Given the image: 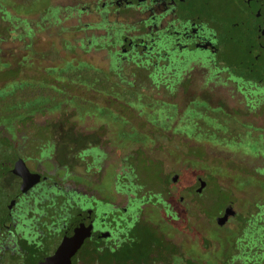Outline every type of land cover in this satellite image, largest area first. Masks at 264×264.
Wrapping results in <instances>:
<instances>
[{
  "label": "flooded vegetation",
  "instance_id": "af4514ba",
  "mask_svg": "<svg viewBox=\"0 0 264 264\" xmlns=\"http://www.w3.org/2000/svg\"><path fill=\"white\" fill-rule=\"evenodd\" d=\"M37 12L36 32L54 28L72 42L67 50L104 53L114 71H149L153 84L170 88L231 84L246 100L264 99V0H49ZM234 53L237 73L226 56ZM65 111L34 112L19 120L18 135L0 137V264H48L66 236L82 237L70 263L86 264L131 236L147 207L149 198L127 189L116 170L110 200L91 189L93 173L107 164L106 126L80 125L84 115L66 127L59 120ZM68 113L73 123L77 112ZM39 115L43 123L33 120Z\"/></svg>",
  "mask_w": 264,
  "mask_h": 264
},
{
  "label": "rangeland",
  "instance_id": "374dc122",
  "mask_svg": "<svg viewBox=\"0 0 264 264\" xmlns=\"http://www.w3.org/2000/svg\"><path fill=\"white\" fill-rule=\"evenodd\" d=\"M48 3L0 0V137L3 132L8 137L11 131L12 137L14 132L18 135L19 120L34 112L66 110L59 117L66 127L75 126L86 115L80 125L106 126L103 146L107 164L93 173L97 182H90L91 189L110 200L116 170L124 176L122 182L127 189L134 188L138 198H149L132 235L112 253L89 255L86 264H188V259L192 264L233 263L234 258L220 250L222 239L212 238L221 228L215 218L229 203L221 207L214 202L213 194L202 195L207 179H198L194 185L190 182L189 189L180 186H184L188 172L199 171L186 158L193 147L204 149V159L264 163V99L258 105L246 100L231 84L220 86L218 91L195 82L170 88L153 84L147 78L149 71L109 69L104 53L92 52L88 57L77 49L67 50L65 45L72 42L68 37L62 42L54 28L36 32L37 11L44 10ZM73 46L78 47V43ZM226 56L234 62L232 71L240 72L235 63L238 55ZM103 68L106 73L100 74ZM132 71L135 79L130 75ZM196 95L203 100H189ZM68 110L77 112L71 118L74 124L69 122L73 113ZM44 119L43 115L33 118L36 123ZM97 141L98 136L87 140ZM4 157L0 153V159ZM162 163L164 172L170 178L177 175L180 181L164 192ZM200 181L205 186L198 193ZM244 187L234 193L242 202H230L236 213L245 210L244 198L258 191L252 182ZM159 196L166 201L165 206L170 203L168 208ZM2 206L0 196V215ZM224 226H234L231 218Z\"/></svg>",
  "mask_w": 264,
  "mask_h": 264
},
{
  "label": "trees",
  "instance_id": "16d2710c",
  "mask_svg": "<svg viewBox=\"0 0 264 264\" xmlns=\"http://www.w3.org/2000/svg\"><path fill=\"white\" fill-rule=\"evenodd\" d=\"M202 150L204 149L201 147H193L187 153L188 164L197 167L199 171L188 172L185 184L180 186V189L182 187L189 189L198 179H207L209 183L206 184L202 195L213 194L214 202L221 204L222 207L230 202L241 203V200H236L235 191L243 190L246 183L252 182L258 191L244 198L243 202L247 206L243 212L236 213L231 218L234 226L230 229L225 226L218 228L212 238L215 241L218 240L217 238L222 239L223 246L218 245L222 247L221 252H227L234 258L231 264H264V163H241L242 160L233 158L212 160L206 157L207 159H204L205 152ZM161 165V182L164 188L162 192H164L180 181L177 180V175L170 178L164 172L163 163ZM223 175L225 176L221 177ZM170 198L174 200V197L170 196ZM173 217L177 219L179 216ZM187 261L190 262H187L188 264L193 263L189 259ZM182 264H186V261Z\"/></svg>",
  "mask_w": 264,
  "mask_h": 264
},
{
  "label": "water",
  "instance_id": "95a60500",
  "mask_svg": "<svg viewBox=\"0 0 264 264\" xmlns=\"http://www.w3.org/2000/svg\"><path fill=\"white\" fill-rule=\"evenodd\" d=\"M204 186L205 183L203 181H200V186L196 190V192L199 193L204 188ZM235 214L236 211L229 203L224 207L222 215L217 216L215 218V223L219 227H222L228 222L230 218L235 216ZM81 242H82V237L71 238L69 236H66L65 239L62 241V243L59 245L56 254L52 258H49L47 260L48 264H71L70 258L77 250V248L80 246Z\"/></svg>",
  "mask_w": 264,
  "mask_h": 264
}]
</instances>
